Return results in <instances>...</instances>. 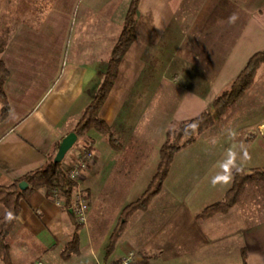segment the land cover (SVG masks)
<instances>
[{
  "label": "crops",
  "instance_id": "0c3cea01",
  "mask_svg": "<svg viewBox=\"0 0 264 264\" xmlns=\"http://www.w3.org/2000/svg\"><path fill=\"white\" fill-rule=\"evenodd\" d=\"M67 1H55L45 10L43 19L46 22L53 19L64 29L72 16L76 19L79 16L85 22L104 20L107 26L98 28L93 21L87 29L81 23L73 44L70 29L65 33L66 39L57 40L55 30L58 33L61 30L55 27L60 26L48 24L41 30L16 26L11 30L0 53L10 71L4 85L10 111L0 120V185H8L43 166L47 154L53 149L57 151L63 137L73 131L100 82L98 73L107 66L130 3V0H75L68 11ZM168 27L173 29V82L180 76L189 85L204 86L202 94L186 89L179 97L173 96L176 102L170 118L182 120L202 112L247 60L264 49V0H140L135 39L121 58L117 77L99 111L118 136L128 130L129 137L123 135L121 145L116 147L107 136L90 130L81 142L90 141L94 154L79 181L90 203L88 224L92 217L103 220L102 215H92L93 204L104 193L113 202L119 193L114 191L115 187L121 188L120 194L124 196L112 217L111 226H115L122 208L143 193L158 165L166 126L157 118L156 108L150 115L152 108L145 105L146 96L155 97L154 91H134L133 87L141 76L147 77V60L156 59L154 51L160 50L159 43ZM145 50L150 56L144 57ZM241 113L244 125L237 133L239 139L226 141L222 127L215 124L176 152L162 188H167L170 194L165 206L168 221L181 220L183 216L191 225L197 221V213L224 196L235 170L249 171L263 166L264 148L259 151L256 141L264 144V140L246 137L247 132L264 126V114L257 115L254 109H244ZM237 145L243 146L242 151L231 150ZM77 153L76 148L69 150L64 166L73 164ZM150 160L152 163L146 170ZM19 203L14 228L30 231L44 245L43 259L31 260L29 264L38 260L46 264H86L91 259L111 263L129 249L150 252L162 243L160 229L163 230L165 223L159 225V234L139 229L137 238L129 241L122 238L128 221L113 251L106 256V252L94 251L90 245V228L83 224L79 229V252L64 258L62 250L71 239L75 224L63 201L56 203L50 190L39 188ZM157 217V212L153 213L152 218ZM84 238L90 246L91 258L81 255ZM242 240L247 247V263L264 264V218L246 225ZM193 243L192 238L174 241L178 248L184 245L178 251L181 255L176 253L178 258L194 259L193 249L189 250ZM180 264L192 263L180 261Z\"/></svg>",
  "mask_w": 264,
  "mask_h": 264
},
{
  "label": "rangeland",
  "instance_id": "374dc122",
  "mask_svg": "<svg viewBox=\"0 0 264 264\" xmlns=\"http://www.w3.org/2000/svg\"><path fill=\"white\" fill-rule=\"evenodd\" d=\"M55 1L57 0H0V28H2L0 29V40L7 42L11 30L16 26L19 28H37L38 30H41L48 24H50V27L60 26V24L53 19H49L47 22L43 19L45 10L52 4L57 3ZM72 1L75 0L67 1L66 7L68 11H70L72 7ZM93 21H95L94 24H96L95 26L98 28L107 26L106 21L104 20L100 21V19H97L90 21L88 19L85 22L79 16L77 19L75 16H72L71 19L67 20V26L65 29L61 26L55 27L58 30H61L59 33L55 30L57 40L66 39L65 33L70 29L71 35L69 38L71 39L72 44L75 43L77 41L75 33L77 28L81 26V23L82 26H86L88 29V27L93 25L91 23ZM63 29L64 32L62 31ZM159 44H161L160 50L156 49V51H154L156 59L147 60V63H149L145 66V76L147 77L141 76L139 83L135 84L133 90L142 89L147 92L154 91L155 97L152 99L151 97L147 98L146 96L145 105L152 108L150 115L156 108V113L158 112L157 118L160 119V123L163 122L165 124L164 140L165 131L171 120H177L175 118H170L171 110L176 102V98H173V96L179 97L186 89H191L196 94H202V88L204 86L202 84L196 85L194 83L189 85L182 81L183 78L180 76H178L177 81L173 82V29L168 27L167 30H165ZM148 54V50H145L144 57ZM178 66L177 68L180 69ZM256 74L257 76L255 75L256 78L253 80L254 83H252L247 91L231 104L222 116L215 119L213 125L218 124L222 127V135L226 141H229L230 139H239L237 133L239 128L244 125V116L241 113L244 109H254L257 111V115L264 114V63L261 64ZM262 90L263 92H261ZM147 113L149 114V112ZM90 130L97 131L92 128L87 132ZM263 131L264 126L259 127L257 130L247 132L246 138L256 137L260 140H264V135L262 134ZM87 132L78 136L77 141L70 150H74L83 141V135ZM201 133L197 134L196 138ZM103 135L105 137L107 136L105 134ZM120 135L121 136H118L116 134V137L119 139L121 145L123 138H125V136L129 137V131H122ZM256 142L257 149L262 151L264 144L259 140ZM85 144L91 148L90 141ZM242 147L243 146L237 145L231 147V150L242 151ZM246 151L247 150H245V154ZM66 160L67 157L65 155L63 162H66ZM257 161L260 163L259 161L261 160ZM151 163L150 160V162L146 164V170H148ZM113 189L115 192L119 191L118 195L113 197V202H110L106 193H104V197L102 199L100 198L96 204H93L94 212L92 215H102L103 220L92 217V222L90 224H84L90 228V234L92 235V243H90V245L94 247V251H98L101 254L106 252L110 233L113 230L112 228L115 227L111 226L112 217L117 212V208L124 197L120 194L121 188L116 189L114 187ZM157 194V196L155 195L156 197L154 196L155 198L153 197L154 199L150 200L147 210H140L134 213L127 224L128 229L124 232V237L122 238L134 241L137 238V231L139 229H142L143 232L145 230L148 234L158 232L160 229L159 225L163 222V224L165 223L163 225V230L160 229V240L162 243L156 245L155 250H151L150 252L142 251L140 253V251L135 250L134 248L133 250L137 253L138 261L136 258L133 264H180V261L184 263L190 261L192 264H242L241 247L246 246L243 244L242 230L249 223L264 218V178L252 177L246 181L237 202L230 206L226 212L217 213L207 219H199L196 217L197 221L193 222L191 225L188 223V219L185 217L183 218V216L181 220L173 218V222L168 221V210L165 209V206L169 202L170 194L167 188L162 189L160 193ZM161 205H163V207H161ZM4 212L5 206L0 203V216H2ZM155 212H157L158 216L156 219L152 218L153 213L155 214ZM190 238H192L194 243L189 250L193 249L192 251L195 258L191 260L184 257L178 258L177 255L179 254V248L184 245L178 248L173 245V242L176 240H181L182 242L186 240L188 241ZM6 241L9 244V253L14 264H29L31 260L43 259L41 255L43 253L44 245L38 242L30 231L22 227L16 226L13 228ZM133 245L136 247L137 244L134 243ZM81 246V255L89 256L91 258L92 252L89 244L85 242V238L82 241ZM4 250V243H1L0 264H5L2 258ZM177 252L178 254H176ZM93 253L95 254V252ZM92 262L93 260L91 259L87 261L86 264H91Z\"/></svg>",
  "mask_w": 264,
  "mask_h": 264
},
{
  "label": "trees",
  "instance_id": "16d2710c",
  "mask_svg": "<svg viewBox=\"0 0 264 264\" xmlns=\"http://www.w3.org/2000/svg\"><path fill=\"white\" fill-rule=\"evenodd\" d=\"M139 2L140 0H130L121 30L111 48L107 66L104 71L98 73L100 82L81 116L73 126V131L78 136L93 128L107 135L110 142L116 147L120 146L119 139L116 137L112 125L100 116L99 111L117 77L120 60L135 39ZM5 44L6 42L0 40V53L4 50ZM262 63H264V49L255 52L247 60L241 71L232 78L206 109L187 119L180 121L171 120L165 131V139L160 147L157 168L143 193L122 208L119 219L110 233L106 256L113 251L117 240L123 234L126 224L133 214L139 210H145L150 200L161 191L176 152L181 147L192 143L197 134L213 125L215 119L222 116L229 106L247 91L252 85L257 70ZM9 74L10 71L0 56V120L4 119L10 111L9 100L4 88ZM55 155L56 149H53L47 154V159L43 166L26 172L21 177L12 180L8 185H0V203L5 206V212L0 217V244L4 243L5 250L2 253V258L5 264H14L11 260L9 244L6 239L16 223L21 198L34 189L46 188L51 190L57 188L64 205L71 211L70 205L76 183L68 176L67 170L69 166H64L63 160L55 161ZM252 177L264 178V165L253 167L249 172L240 169L235 170L233 182L226 190L224 196L205 206L196 214V217L207 219L217 213L226 212L230 206L237 202L245 182ZM71 214L75 230L71 239L62 250L64 258H69L80 250L79 229L82 228L83 224L77 222L72 211ZM241 252L242 264H248L246 246L242 247Z\"/></svg>",
  "mask_w": 264,
  "mask_h": 264
},
{
  "label": "built area",
  "instance_id": "2783aa9c",
  "mask_svg": "<svg viewBox=\"0 0 264 264\" xmlns=\"http://www.w3.org/2000/svg\"><path fill=\"white\" fill-rule=\"evenodd\" d=\"M262 134L264 135V131ZM76 149L78 150V156L74 163L71 164L67 170L68 176L76 183L70 209L73 212L77 222L85 224L88 220L89 199L85 195L84 191L79 187V181L81 180L84 171L88 169L90 163L93 161L94 154L93 150L85 143H80L76 147ZM50 191L55 202L60 204L62 202V198L59 195V190L57 188H53ZM136 258V251L133 249H129L125 255H123L120 259L115 262L103 263L97 260L91 264H133ZM32 264L46 263L42 260H38L33 262Z\"/></svg>",
  "mask_w": 264,
  "mask_h": 264
},
{
  "label": "water",
  "instance_id": "95a60500",
  "mask_svg": "<svg viewBox=\"0 0 264 264\" xmlns=\"http://www.w3.org/2000/svg\"><path fill=\"white\" fill-rule=\"evenodd\" d=\"M78 135L75 131H70L65 137H63L61 143L58 146L54 160L61 161L67 154V152L72 148V146L77 141Z\"/></svg>",
  "mask_w": 264,
  "mask_h": 264
}]
</instances>
